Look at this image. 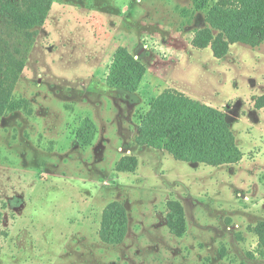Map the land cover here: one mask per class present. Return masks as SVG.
I'll list each match as a JSON object with an SVG mask.
<instances>
[{
    "label": "rangeland",
    "instance_id": "rangeland-1",
    "mask_svg": "<svg viewBox=\"0 0 264 264\" xmlns=\"http://www.w3.org/2000/svg\"><path fill=\"white\" fill-rule=\"evenodd\" d=\"M217 1L55 0L28 30L0 0L2 73L25 60L0 122V264H264V43L213 28ZM119 47L146 68L135 94L106 85ZM166 92L223 113L240 161L139 146ZM86 118L96 133L83 148ZM123 158L136 169L119 171ZM112 204L127 219L119 245L100 237Z\"/></svg>",
    "mask_w": 264,
    "mask_h": 264
},
{
    "label": "trees",
    "instance_id": "trees-1",
    "mask_svg": "<svg viewBox=\"0 0 264 264\" xmlns=\"http://www.w3.org/2000/svg\"><path fill=\"white\" fill-rule=\"evenodd\" d=\"M21 1L27 5L26 13L24 10L20 12L10 0L6 9L20 15L23 24L19 26L28 30L45 24L55 2ZM208 22L228 39L259 46L264 43V0H218L208 16ZM204 34L210 38L208 33ZM217 46L218 50L225 48L221 39ZM24 63L25 60H22L19 66H5L3 73L0 67V122L12 100ZM145 73L146 68L141 61L128 49L119 47L110 65L106 85L111 90L135 94ZM95 133V123L86 118L77 134L76 144L83 148L90 146ZM136 142L139 146L167 150L177 159L192 163L233 164L242 158L223 113L171 92L163 93L153 101L149 112L141 119ZM117 167L119 171L130 172L136 169L137 163L134 158H123ZM126 231L127 219L123 207L112 204L104 212L101 239L110 245H119ZM256 233L264 235V222L257 227ZM261 242L264 248V236Z\"/></svg>",
    "mask_w": 264,
    "mask_h": 264
}]
</instances>
